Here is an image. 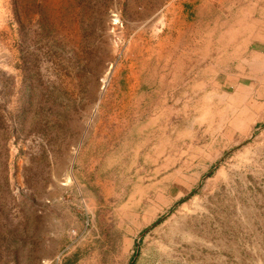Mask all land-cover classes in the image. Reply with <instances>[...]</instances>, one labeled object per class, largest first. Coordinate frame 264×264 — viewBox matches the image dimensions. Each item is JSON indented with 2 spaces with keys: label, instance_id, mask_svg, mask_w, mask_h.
Returning a JSON list of instances; mask_svg holds the SVG:
<instances>
[{
  "label": "rangeland",
  "instance_id": "1",
  "mask_svg": "<svg viewBox=\"0 0 264 264\" xmlns=\"http://www.w3.org/2000/svg\"><path fill=\"white\" fill-rule=\"evenodd\" d=\"M173 1L0 0V264H264V133L176 206L153 172L191 164Z\"/></svg>",
  "mask_w": 264,
  "mask_h": 264
},
{
  "label": "crops",
  "instance_id": "2",
  "mask_svg": "<svg viewBox=\"0 0 264 264\" xmlns=\"http://www.w3.org/2000/svg\"><path fill=\"white\" fill-rule=\"evenodd\" d=\"M173 2L170 23L179 34L173 45L176 53L182 47L185 71L155 77L166 76L173 82L168 87L184 98V108L168 109L184 111L187 121L181 126L187 131L183 139L189 137L187 143L192 147L187 146L192 152L183 155L191 164L185 169L173 163L161 170L157 162L153 172L167 176L169 184L162 189L167 201L176 206L194 192L195 178L214 172L225 154L264 133V0ZM180 102L178 98L175 103ZM173 154L172 149L164 148L159 157L171 159ZM183 174L191 175L182 177L187 182L177 178ZM162 182L161 178L155 185Z\"/></svg>",
  "mask_w": 264,
  "mask_h": 264
},
{
  "label": "trees",
  "instance_id": "3",
  "mask_svg": "<svg viewBox=\"0 0 264 264\" xmlns=\"http://www.w3.org/2000/svg\"><path fill=\"white\" fill-rule=\"evenodd\" d=\"M210 174H212V173H210ZM210 174H209V175H210ZM192 194H193V192H192L191 194H189L187 197H185V198L181 201V203L184 202V201H186L190 196H192ZM158 222H159V219H158V221H156L153 225L157 224ZM138 245H139V243H138ZM137 256H138V247H137V250H136V254L133 255V261H132L131 263L134 262V258H137Z\"/></svg>",
  "mask_w": 264,
  "mask_h": 264
}]
</instances>
